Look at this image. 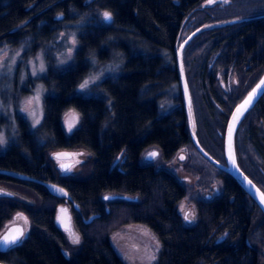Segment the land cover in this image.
I'll list each match as a JSON object with an SVG mask.
<instances>
[{
  "label": "trees",
  "instance_id": "16d2710c",
  "mask_svg": "<svg viewBox=\"0 0 264 264\" xmlns=\"http://www.w3.org/2000/svg\"><path fill=\"white\" fill-rule=\"evenodd\" d=\"M201 1L0 0V46L30 41L33 50L53 40L63 27L73 30L76 38L66 67L55 68L52 59L45 58L40 126L30 130L18 119L15 140L0 154V169L38 179L23 181L0 174L2 186L28 201L0 196V231L17 212L29 221L27 236L0 252V262L122 264L108 235L121 225L137 223L159 242L156 264H264V216L229 175L218 170L220 194L196 202L197 220L185 225L176 209L185 193L182 184L169 171L140 162L149 146H155L167 160L190 143L175 51L181 23ZM104 11L112 14L111 22L103 21ZM201 35L214 37L209 49L215 44V50L229 61L231 54L239 53L232 62L239 75L246 74L245 65L250 69L220 116L223 133L233 105L264 68V19L213 28L196 37ZM113 59L119 64L117 74L101 80L93 88L95 95L75 92L91 60L105 65ZM222 62L216 68H222ZM206 69L205 63L198 68L206 95L201 100L212 116L210 100H220L213 88L215 79L211 72L206 76ZM161 100L170 108L160 109ZM68 110L78 116L69 133L61 121ZM240 136L253 163L264 171V94L241 122L235 138L240 167L264 190L238 159ZM214 143L222 161V136ZM78 148L85 149L89 159L78 174L60 176L48 152ZM120 153L121 159L114 164ZM44 182L61 185L78 206L75 219L80 244L76 251L65 252V233L54 222L62 199L49 194ZM107 194L121 197L103 199ZM93 214L98 216L88 223L82 221Z\"/></svg>",
  "mask_w": 264,
  "mask_h": 264
},
{
  "label": "rangeland",
  "instance_id": "374dc122",
  "mask_svg": "<svg viewBox=\"0 0 264 264\" xmlns=\"http://www.w3.org/2000/svg\"><path fill=\"white\" fill-rule=\"evenodd\" d=\"M244 11L245 9L240 11L225 9L216 14L219 18H215L214 20L221 21L231 16H240ZM205 20L203 14L199 11L190 13L183 20L185 25L181 28L182 32L180 33L179 40H182L196 26L208 23ZM216 21L212 20V22ZM213 39L214 37L209 38L207 35L196 37L190 46H186V49L184 48L183 64L193 103L197 137L205 149L218 159L221 158V153L219 147L214 142L222 136L221 132L223 128L218 123L220 122V116L226 110L232 97L237 94L240 82L244 81L250 69L246 67L247 71L244 76L239 75L236 70L234 73H228L225 76L220 75L221 70H218L216 65H212L213 54L216 51L211 52L209 45L212 44L211 41ZM73 40H75L74 44L72 43ZM32 45L30 41H25L19 44L3 43L0 46V117L2 119L0 123V154L7 149L11 140H15L16 121L18 119L26 122L30 130H35L40 126L43 117V98L46 94L41 78L47 67L46 59L51 58L55 68L66 67L72 60L76 48V38L73 30L63 27L62 30L56 31L53 35V40L47 44L42 43L41 46L33 50L31 49ZM117 62L113 59L105 65H100L95 60H91L90 70L76 85L75 92L86 97L95 95L93 88L101 80L107 76H115L117 74V69L119 68ZM204 63L207 66L206 76L214 74L212 77L215 79L213 88L220 100L219 103L221 102L219 104L214 100H210L213 106L212 116L208 115L209 111L204 109L205 107L201 100L206 95L202 93V80L198 68ZM243 68L245 70V67ZM90 77H98V79L90 83L86 88L81 89L79 87L80 84ZM167 105L169 104L165 103L164 100H161L159 103L160 109L164 111L167 110ZM70 114H74L76 117L71 130H69L67 123L72 120V115ZM61 121L64 130L69 133L77 124L78 116L74 111L68 110L62 115ZM153 150L158 151V155L155 158L145 157ZM57 152H67L71 155V158L58 159L54 156V153ZM237 154L242 167L250 175H255L258 182L264 187V171L258 168L256 163H253L251 152L242 142L241 136L238 141ZM47 155L58 169L59 175H63L64 172L70 175L78 174L82 169V165L90 156L83 148L54 150L49 151ZM121 155L122 153L118 154L117 158L119 159L116 158L114 164L119 162L118 160L121 159ZM181 156L184 159H180ZM66 162H72V166H69V170L62 171L59 166ZM140 162L153 163L157 169L169 171L182 184L185 193L183 198L177 203L176 209L185 225L194 224L197 220L196 202L199 200H211L220 194L221 179L218 175V170L198 154L191 141L178 149L167 160L161 158L160 152L155 146H149L141 153ZM0 190H5V195L8 197L28 202L2 185L0 186ZM116 196L121 197L119 195ZM61 203L63 204V202ZM185 213L189 214V220L184 219ZM18 217H24L27 220V223H25V219L20 218L25 228L23 236L25 238L29 230V221L21 212L12 215L10 220L3 225L0 233L9 224L16 222ZM64 233L66 240L65 252L76 251L80 244L79 232L73 226L69 232ZM74 236L79 237V242H74ZM223 236H220L218 240H221ZM108 239L112 248L120 257L122 264H156L160 245L156 237L145 226L137 223L121 225L109 233ZM157 245H159L158 248ZM152 256H155L154 260L150 259Z\"/></svg>",
  "mask_w": 264,
  "mask_h": 264
},
{
  "label": "water",
  "instance_id": "95a60500",
  "mask_svg": "<svg viewBox=\"0 0 264 264\" xmlns=\"http://www.w3.org/2000/svg\"><path fill=\"white\" fill-rule=\"evenodd\" d=\"M221 1H223V0H214V2L208 3V0H204L201 3L200 7L201 8L210 7V6L214 5L215 3H218ZM247 19L248 18L232 17V18H228L225 20H221V21L205 23V24H202V25L196 27L179 44L176 45L175 56H176V67H177L179 89H180V94H181L183 110H184V114H185L187 131H188V135H189V138H190V141H191L193 147L198 152V154L204 160H206L211 166H213L214 168H216L220 172H223V173H226L227 175H229L233 179V181L237 184V186L245 194H247V196L254 202V204L258 207V209L260 210V212L264 216V205H262L260 203V201L256 195V189H260L261 192H264V190L242 170V168L240 167V165L238 163L237 155H236V149H235V138H236L237 130H238L241 122L243 121V119L247 115V113L251 110V108L256 104V102L264 94V86H262L261 90H258V94L255 96L253 103L247 108V110L243 111V114L239 117V119L236 120L235 122H233V119H232L233 113L236 111L237 106L243 102V100L248 96V93L251 92L252 89L255 88L258 83H260L262 78H264V68L261 71L258 78L254 81V83L245 91V93L233 105V107H232V109H231V111L227 117L226 123L224 125V130L222 133V161H220V160L216 159L214 156H212L205 149V147L200 143V141L197 137V127H196V119H195V115H194L193 103H192L188 83L186 80L184 64H183V50H184L185 46L196 35H198L201 32L211 30L213 28H219V27H224V26H228V25L241 23L242 21H245ZM186 89H187V91H186ZM230 124H234V127H233L232 132H231V147H232V151L235 155L236 164L239 168V171H237L236 168H234L232 166V164L229 160V125ZM153 151L158 152L156 150H153ZM57 154H62V155L58 156ZM54 156L58 159H61V160L71 158V155L67 152H57V153H54ZM145 157L150 158V157H148V155H146ZM71 163L72 162H66V163H64V165L70 166ZM60 169H61V167H60ZM0 173H3L9 177L21 179L24 181L32 180V177H30L24 173L17 172V171L0 170ZM241 173H243V175H241ZM245 176L249 180L252 181V183L255 185V188H251V186H249L247 184V182L244 180ZM43 184H44L45 188L47 189V191L49 192V194L56 196V197H59V198H63V197L68 198V193L62 186L57 185V184L52 183V182H44ZM60 189H63V192L59 191ZM105 196L110 197V199H114L115 197H117L116 195L107 194V195L103 196V199ZM122 198L128 199V197H122ZM62 209L65 211H61ZM97 216H98V214H93V215L89 216V218L86 220V222L91 221L92 219L96 218ZM54 222H55L56 226L59 227L60 229H62L63 231H67L69 229L70 219H69V214H68L65 207L60 206L57 208V213H56ZM12 229L22 230L23 236H24V232H25L24 226L19 224V223H13V224H9L0 233V237H3L5 234H8ZM23 236L14 245L4 246V245L0 244V252H5L7 249L20 244L21 241L24 239ZM0 264H7V263L0 262Z\"/></svg>",
  "mask_w": 264,
  "mask_h": 264
},
{
  "label": "flooded vegetation",
  "instance_id": "af4514ba",
  "mask_svg": "<svg viewBox=\"0 0 264 264\" xmlns=\"http://www.w3.org/2000/svg\"><path fill=\"white\" fill-rule=\"evenodd\" d=\"M204 0H202L201 2H199L195 7L194 9L192 10L191 13H194L195 11H199L203 14V17L206 19L205 21L206 22H212L213 21H216L214 20L215 18L218 19L219 16H217L216 14H219L221 11H224L225 9H229V10H235V11H240V10H244L245 11L243 12L242 15L240 16H231L230 18L232 17H240V18H248L247 20L245 21H242L241 23H244L245 22H248L250 20H259V19H264V0H228L227 3L221 1V2H218V3H215L214 5L210 6V7H205V8H201L200 5L201 3L203 2ZM200 4V5H199ZM190 14V13H189ZM189 14L186 16V18L189 16ZM221 20V19H220ZM184 21L181 23V28L184 26ZM243 25V24H242ZM197 27V26H196ZM195 27V28H196ZM194 28V29H195ZM194 29H192L191 31H193ZM190 31V32H191ZM189 32V33H190ZM188 33V34H189ZM187 34V35H188ZM186 35V36H187ZM179 36L180 34L178 35L177 37V40H176V45L179 44L184 38H182V40H179ZM197 36V35H196ZM195 36V37H196ZM194 37V38H195ZM193 38V39H194ZM192 39V40H193ZM179 40V41H178ZM192 40L189 42L191 43ZM189 43L187 45H189ZM186 45V46H187ZM185 46V47H186ZM216 51V52H215ZM184 52V50H183ZM211 52H215L213 54V58H212V65H215L216 63H219V61L223 60L224 62L222 63H225L223 65H221L222 68H217L218 70H221V74L220 75H227L228 73L231 74V73H234L235 72V68L233 66V60H235V58L238 56L239 53H236V54H231V56L233 57L232 60L229 61V58L228 56L226 57H221L220 55V50H215V44L213 45V48L211 50ZM245 71L246 70V67H249L248 65H245ZM212 76H214V74H212ZM216 77V75H215ZM72 166V165H71ZM2 170V169H0ZM14 171V170H12ZM16 171V170H15ZM19 172V171H17ZM22 173V172H20ZM2 175H5L3 173H0ZM25 174V173H24ZM63 175L66 176H72L70 174H65V172L63 173ZM62 176V175H60ZM12 178V177H11ZM18 180H21V179H18ZM24 181V180H23ZM27 181H35V182H38V179H35V178H32V180H27ZM42 183V182H41ZM54 183V182H52ZM56 184V183H55ZM59 185V184H57ZM0 186H1V183H0ZM61 186V185H60ZM5 190H0V196H4L5 195ZM68 193V192H67ZM62 199V203H60L57 207H56V211H55V216H56V213H57V208L58 207H65L68 214H69V219H70V227L67 231H62L63 232H69V230L72 229V227L74 226L76 228V219H75V213L78 211V206L72 202L69 194H68V198L67 197H63L61 198ZM18 220L16 222H13V223H19L21 225H23V221L18 217L17 218ZM55 220V219H54ZM87 219H83L82 221H84L85 223H88L86 222ZM90 222V221H89ZM11 223V224H13ZM24 226V225H23ZM25 229V228H24Z\"/></svg>",
  "mask_w": 264,
  "mask_h": 264
},
{
  "label": "snow or ice",
  "instance_id": "6c2138e0",
  "mask_svg": "<svg viewBox=\"0 0 264 264\" xmlns=\"http://www.w3.org/2000/svg\"><path fill=\"white\" fill-rule=\"evenodd\" d=\"M212 2H214V0H208V3H212ZM223 2L227 3L228 0H223ZM102 17H103L104 22H111V20H112V14L109 11H104L102 13ZM61 35H63V34H61ZM72 43L74 44L75 40H73ZM69 51H71V50H69ZM96 79H98V77H90L89 79H85L83 81V83L80 84L79 87L81 89H84L90 83L94 82ZM262 86H264V78H262L260 83H258L256 85V87L253 88L252 91L248 93V96L243 100V102L237 106L236 111L233 113V118H232L233 122L238 120L239 117L243 114V111L247 110V108L253 103L255 96L258 94V90H261ZM186 91H187V89H186ZM70 115H72V120L67 122L69 130H71V128L73 126V122L76 119L74 114H70ZM233 127H234V124L229 125V160H230L232 166L234 168H236L237 171H239V168L236 164V158H235V155H234V153L232 151V147H231V132H232ZM57 155L59 156L62 154H57ZM147 155L150 158H155L158 155V153L155 151H151ZM117 159H119V158H117ZM180 159H184V157L181 156ZM60 167L62 170H65V171L69 170V166H67V165L61 164ZM241 175H243V173H241ZM244 180L247 182V184L249 186H251V188H255V185L246 176L244 177ZM59 191L63 192V189H60ZM256 195H257L260 203L262 205H264V192H261L260 189H256ZM104 199L107 200V199H110V197L105 196ZM61 211H65V210L62 209ZM18 216H19V214H18ZM20 218L25 219V223H27L26 218H24V217H20ZM189 218H190L189 214L185 213L184 219L189 220ZM22 236H23L22 230L12 229L8 234H5L3 237H0V244H2L4 246L14 245L20 240V238ZM74 242H79L78 236H74ZM158 247H159V245H157V248ZM150 259L154 260L155 256L150 257Z\"/></svg>",
  "mask_w": 264,
  "mask_h": 264
}]
</instances>
